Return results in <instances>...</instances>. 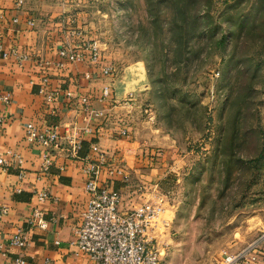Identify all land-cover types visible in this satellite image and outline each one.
I'll return each instance as SVG.
<instances>
[{
    "label": "crops",
    "instance_id": "1",
    "mask_svg": "<svg viewBox=\"0 0 264 264\" xmlns=\"http://www.w3.org/2000/svg\"><path fill=\"white\" fill-rule=\"evenodd\" d=\"M80 1L26 0L17 9L15 0H0V43L6 50L14 48L29 55L22 63L0 55V115L5 117L0 126V154L5 155L7 151L19 154L24 171L23 179L19 180L20 167L16 163L0 167V205L8 207L6 214L0 213V243L7 242L18 228L24 229L28 240L24 248L6 246V254L0 252V264H11L16 255L22 256L25 264H91L70 241L88 200L82 171L84 162L79 157L95 156L93 144L107 154L100 182L121 192L120 207L124 210L133 206L134 201L124 196L127 192L124 179L109 174L115 164L122 161L124 172L132 177L159 180L160 184L162 180H170L174 185L179 180L175 178L174 173L178 172L173 163L167 166L164 162V157L172 152L174 140H168L166 150H162L164 153L153 166L149 159V154L154 152L148 147L150 143L136 137L147 136L144 131L142 135L137 131L138 116L147 112L145 124L152 119L151 104L146 100L140 102L151 88L142 60L114 65L115 73L111 76L101 75L87 60H64L62 67L45 64V60H60L57 52L61 47H71L80 41L76 32H71L78 31L82 24L78 17L83 14ZM28 19H33V26L27 24ZM87 26L90 22L79 30L85 39ZM102 63L110 64L103 60V51ZM42 75H47L48 88L55 92L50 101L38 92ZM104 86L110 88V93L100 101ZM67 91L73 96L68 97ZM6 93L10 95L8 102L1 98ZM81 98L97 111L92 120H88L91 107L85 106ZM28 123L38 128L56 126L60 135L58 145L50 148L54 160L45 172L40 169L44 148L24 139V126ZM122 130L125 134H121ZM71 137L81 141L78 158L69 155ZM149 163L153 167L147 174L143 168ZM40 191H47L49 197L39 200ZM34 208L42 212L45 228L27 225ZM254 254L256 260L247 264H264V244Z\"/></svg>",
    "mask_w": 264,
    "mask_h": 264
},
{
    "label": "rangeland",
    "instance_id": "2",
    "mask_svg": "<svg viewBox=\"0 0 264 264\" xmlns=\"http://www.w3.org/2000/svg\"><path fill=\"white\" fill-rule=\"evenodd\" d=\"M80 5L83 12L78 15L82 22L80 29L90 22L84 33L103 44V60L113 66L142 60L143 53L134 46L135 34L132 38L129 27L143 12L142 0H81ZM220 67L216 63L197 73L190 86L206 107V116L211 117L207 125L201 122V115L195 122L192 117L183 121L174 115L170 121L162 120L157 111L159 100L154 98L152 88L140 100L151 104L152 119L145 124L147 112L138 116L137 131L140 135L144 131L147 136L136 137L150 143L148 147L154 152L147 151V154L153 166L166 150L168 140L175 142L172 152L164 157L166 165L173 163L178 172L174 173L179 179L175 185L170 180H162L160 184L159 180L150 181L127 173V180H124L127 185L124 196L134 201L133 206L150 196L147 188L154 182L161 192L168 193V205L162 217L171 219L172 234L160 264H222L224 251L235 254L242 250H258L264 244V164L260 169L254 168L256 163L250 164L249 160L255 156L256 139L250 141L252 155L245 157L243 171L235 172L228 180L222 168L224 156L212 159L214 139L220 134V127L227 129L234 121V112L229 113L226 106L229 81L222 76ZM252 84L255 90L249 92L246 103L253 105V123L262 130L264 137V65ZM197 127L205 129L203 133L207 136ZM117 165L126 170L122 161ZM152 165L149 163L143 168L147 174ZM240 165L234 162L233 169ZM249 166L250 169L244 170Z\"/></svg>",
    "mask_w": 264,
    "mask_h": 264
},
{
    "label": "trees",
    "instance_id": "3",
    "mask_svg": "<svg viewBox=\"0 0 264 264\" xmlns=\"http://www.w3.org/2000/svg\"><path fill=\"white\" fill-rule=\"evenodd\" d=\"M142 1L143 12L130 23V34L132 38L135 34L133 44L143 53L160 118L170 121L174 115L187 121L192 117L195 122L201 115L204 125L210 123L206 107L190 86L197 73L219 64L229 81L226 106L234 112V121L227 129L220 127L212 159L224 156L222 168L228 180L243 171L245 157L252 155L250 141L256 139L255 156L249 160L260 169L264 137L253 123V105L246 102L255 90L252 79L264 65V0ZM198 130L207 136L205 129ZM234 162H240L238 169H233Z\"/></svg>",
    "mask_w": 264,
    "mask_h": 264
},
{
    "label": "built area",
    "instance_id": "4",
    "mask_svg": "<svg viewBox=\"0 0 264 264\" xmlns=\"http://www.w3.org/2000/svg\"><path fill=\"white\" fill-rule=\"evenodd\" d=\"M26 0H15V7L21 8ZM17 21L16 18L13 19ZM27 24L33 26V19H28ZM80 38V41L71 47H61L57 54L60 60H45L46 65L63 66V61L79 62L89 61L96 67L103 76H111L115 73V67L102 63V43L95 38H83L80 31L71 30ZM75 34V33H74ZM0 55L3 58L13 57L18 63L29 59L27 53L19 52L11 48L6 50L0 43ZM38 92L46 101L55 96V92L48 88L47 75L41 76ZM110 93V88H101L100 101H104ZM66 95L72 97L73 93L67 91ZM9 93L1 95V98L8 102ZM85 106H89L85 98H81ZM89 106L88 108H90ZM97 111L90 108L88 120L93 119ZM5 122V117L0 115V126ZM86 130V129H85ZM121 134H125L122 130ZM60 135L57 127L46 125L38 128L32 123L24 126V139L29 144L41 145L44 150L41 155L42 172H45L53 163V155L50 148L57 146ZM69 155L78 158L81 149V141L76 137L69 139ZM91 149L96 153L91 157L88 154L80 156L83 160V173L85 175L84 189L88 194V200L81 211L80 222L74 228L71 244L75 245L79 253H83L90 260L91 264H160L166 254L171 240V219L162 217L166 205H168V193L161 192L157 182L147 188L150 196L130 207L122 210L121 193L114 187L100 182L99 176L102 166L106 164L107 154L93 144ZM10 163H16L20 170L18 179L22 180L24 171L21 168L22 158L13 151H7L5 155L0 154V167ZM110 175H120L127 180V175L119 165H114L109 170ZM49 197L47 191L38 192L39 200ZM8 207L0 205V213L6 214ZM29 228H45L46 220L42 212L34 208L27 219ZM28 244L27 234L23 228H18L12 233L7 242L0 243L1 254H6V246L24 248ZM254 250H242L235 254L223 252L222 264H247L255 261ZM11 264H25L22 256L16 255L12 258Z\"/></svg>",
    "mask_w": 264,
    "mask_h": 264
}]
</instances>
